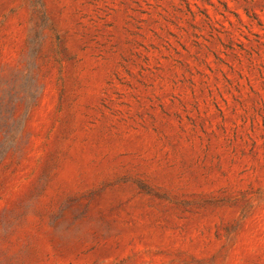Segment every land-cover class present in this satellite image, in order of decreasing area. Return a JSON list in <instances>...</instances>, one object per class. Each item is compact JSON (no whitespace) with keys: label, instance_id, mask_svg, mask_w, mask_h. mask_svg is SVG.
Masks as SVG:
<instances>
[{"label":"rangeland","instance_id":"1","mask_svg":"<svg viewBox=\"0 0 264 264\" xmlns=\"http://www.w3.org/2000/svg\"><path fill=\"white\" fill-rule=\"evenodd\" d=\"M0 264H264V0H0Z\"/></svg>","mask_w":264,"mask_h":264}]
</instances>
